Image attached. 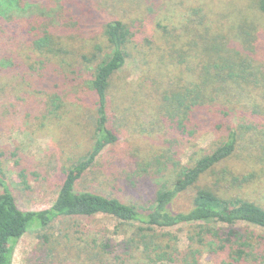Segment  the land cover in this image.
I'll list each match as a JSON object with an SVG mask.
<instances>
[{
	"label": "rangeland",
	"instance_id": "374dc122",
	"mask_svg": "<svg viewBox=\"0 0 264 264\" xmlns=\"http://www.w3.org/2000/svg\"><path fill=\"white\" fill-rule=\"evenodd\" d=\"M33 1L41 4V0ZM201 1L204 6L200 5ZM226 1L229 3L224 9L214 7L212 0H72L69 6H75L76 13L73 14L76 19L87 21V11L93 9L95 14L91 13V16L97 20L91 23L96 26L104 20L118 18L130 25L133 31L125 62L114 75L108 91L107 113L117 132L118 142L98 155L94 165L77 180L76 190H91L118 197L127 203L147 204L154 191L173 177L171 167L158 171L155 158L159 154L165 157L171 154L182 163H190L196 154L213 149L214 135L210 131L201 132L196 137H183L173 132L170 136L158 129L157 124H149L153 121L151 114L155 113L157 104L155 88L166 85L157 77L167 73L172 75L179 59L177 53L175 60L163 58L166 52L159 47L168 48L174 44L179 48V44L186 42L187 33L195 28L196 18H201L200 21L215 33L222 32L243 45H253L261 36L258 51L263 50L260 53L262 57L264 13L257 6L258 0ZM241 9L249 13L246 22L238 21L233 14ZM186 20L189 28H184L181 35L174 27ZM99 33L93 27L80 32L81 36L67 38L75 52V66L72 68L81 71L78 75L74 73V85L69 84L65 90V84L60 85L62 94L57 109H53L47 99L57 88L54 81H57L56 67L60 64L47 62L44 68L35 65V69L18 64L12 66V51L0 50V55H7L9 59L0 70V78L4 77L0 80V167L22 210L49 207L57 196L65 169L92 146L96 104L88 80L96 60L86 62L84 67L80 55L91 58L96 55L99 60L101 55L109 53L104 37ZM7 44L9 50L16 45L13 41ZM238 99V104L229 108L231 116L227 120L230 125L250 123L251 127H258V132L252 134L248 129L241 135L238 152L242 153V159L235 155L226 166L233 172L247 162L252 164L246 155L257 151L250 138L257 137L259 141L264 138V84L251 89L246 98ZM173 137L177 138L176 142ZM247 146L250 149H246ZM14 151L16 156L11 154ZM146 163L147 175L141 171ZM20 168L25 177L19 176ZM261 187L257 191L255 186L249 191L257 200H264V187ZM193 193L194 188H189L178 194L172 202L173 209H188ZM136 225L104 213L61 218L42 230L26 231L15 245L11 264H120L114 255H104L91 240L107 237L116 243L131 236ZM250 227L262 232L260 228ZM190 230L188 223L156 228V234L163 243L168 241L180 250L175 260L154 261L135 250L125 264H189ZM41 233L49 236L48 243L42 242ZM210 239L209 235L205 236L206 241ZM218 254L213 256L209 247L204 245L197 262L225 264L221 261L222 252Z\"/></svg>",
	"mask_w": 264,
	"mask_h": 264
},
{
	"label": "trees",
	"instance_id": "16d2710c",
	"mask_svg": "<svg viewBox=\"0 0 264 264\" xmlns=\"http://www.w3.org/2000/svg\"><path fill=\"white\" fill-rule=\"evenodd\" d=\"M71 3L72 0H41V5L33 0H0V50L12 51L11 65L35 69V65L44 68L47 62L60 64L56 67L57 81H54L57 88L47 99L53 109L58 108L61 99L60 85L65 84L63 90L69 84L74 85V73L78 75L81 71L72 68L75 66V52L67 38L94 27L109 48V53L101 55L99 60L96 55L92 58L80 55L84 67L86 62L96 60L88 80L96 104L93 143L85 154L65 169L54 202L44 209H20L0 167V264H11L15 245L26 231L42 230L61 218L90 217L98 213L137 223L131 236L116 243L107 237L91 240L104 255H114L120 264H125L135 250L154 261L175 260L180 250L168 241L163 243L155 230L181 223H188L191 229L189 264H198L204 245L209 247L213 256L222 252L221 261L225 264H264V200H257L250 194L255 186L257 191L261 185L264 187V138L261 141L257 137L250 138L257 151L246 155L252 164L245 163L240 168L242 171L237 172L226 167L233 156L242 159V153L238 152L241 135L248 129L252 134L258 132L256 125L231 126L227 119L231 116L229 108L238 104V98H246L251 89L264 84V53L261 57L263 50L258 51L262 37L258 36L253 45H243L222 32L215 33L200 21L201 18H196L195 28L187 33L186 42L179 44V48L174 44L168 48L159 47L166 52L163 58L175 60L177 53L179 59L172 75L167 73L157 77L166 85L155 88L156 114H151L153 121L149 125L157 124L165 135L173 132L183 137H196L201 132L210 131L214 135V147L196 154L190 163H182L171 154L166 157L159 154L155 158L158 171L171 167L172 179L163 182L147 204L127 203L118 197L91 190H76L75 184L106 147L118 142L117 132L107 113L108 91L114 75L125 62L133 31L118 18L104 20L96 26L91 23L97 20L91 16V13L95 14L93 9L87 11V21L83 20L86 23L83 24L81 19L75 18V6L70 7ZM228 3L226 0H212L214 7L224 9ZM200 5L204 6L203 1ZM257 6L264 13V0H258ZM233 14L238 21L248 20L249 13L244 9ZM226 16L230 17L229 14ZM184 28H189L187 20L174 27L181 35ZM9 41L16 44L12 50L7 49ZM8 60L7 55H0V70ZM172 139L177 141L175 137ZM11 154L16 156V151ZM147 165L141 171L146 173ZM18 174L25 177L22 168ZM189 188H194L191 206L186 210H174V198ZM250 225L262 229V232ZM206 235L212 239L206 241ZM40 238L43 243H48L46 233H41Z\"/></svg>",
	"mask_w": 264,
	"mask_h": 264
}]
</instances>
